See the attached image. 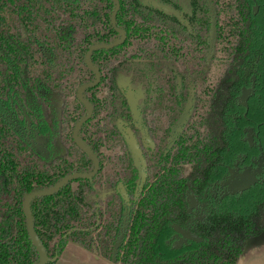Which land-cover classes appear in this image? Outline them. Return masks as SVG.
I'll return each instance as SVG.
<instances>
[{
    "label": "trees",
    "instance_id": "obj_1",
    "mask_svg": "<svg viewBox=\"0 0 264 264\" xmlns=\"http://www.w3.org/2000/svg\"><path fill=\"white\" fill-rule=\"evenodd\" d=\"M152 2L0 0V264L38 262L25 197L74 173L94 174L29 204L46 264L69 242L111 261L126 211L117 264H238L264 235V167L225 195L234 172L264 163V0ZM120 83L138 95L139 122ZM55 94L58 117L45 120L40 105ZM10 100L65 152L36 153L4 111ZM122 129L145 162L137 198Z\"/></svg>",
    "mask_w": 264,
    "mask_h": 264
},
{
    "label": "water",
    "instance_id": "obj_2",
    "mask_svg": "<svg viewBox=\"0 0 264 264\" xmlns=\"http://www.w3.org/2000/svg\"><path fill=\"white\" fill-rule=\"evenodd\" d=\"M146 2V1H145ZM209 10H210V35H209V42L211 45V48H213L214 45V40L216 37V17H215V12L214 9L212 7L211 4L208 5ZM127 87V86H126ZM128 88V87H127ZM83 90V88H80L78 91V96L80 97L81 91ZM129 91H131L128 88ZM132 95L135 94L131 91ZM129 106L131 108L132 114L134 116V119L139 122V113L137 111V106H136V97H134L132 100H130V98L128 97L126 91H125ZM136 95V94H135ZM247 94L243 96V100L245 101V99L247 98ZM190 107H191V100L189 101L188 105L186 106V109L184 111V113L182 114V116L180 117L179 121L177 122L174 130H173V135H172V139L181 131V129L183 128L186 119L189 115L190 112ZM90 115V113H89ZM88 115V116H89ZM84 120H82L81 122H79L75 129H74V134L73 137L74 139L77 141V136H76V132L78 127L81 125V123ZM123 135L126 139V142L129 146V149L132 153V156L135 160V162L137 163V165L139 166V179L137 182V187H136V192H135V197L137 198L139 196V194L141 193L144 183L146 181V167H145V162L144 159L141 155L140 149L135 141V138L133 137V135L130 133V131L128 129H122ZM86 150V149H85ZM87 152L89 154H91L88 150ZM91 156L93 157V155L91 154ZM94 161H95V171L98 168V163L95 160V158L93 157ZM94 171V172H95ZM261 171V163L259 162L258 166L256 167V169H250L247 168L245 169L243 172L239 173L236 175V173L234 172L231 177L229 178V180L225 183V185L227 186L226 194H237L240 192H243L244 190L248 189L253 183L256 182L257 180V175L260 173ZM92 174H83V173H74V174H70L66 177H64L62 180H60L55 186L46 189V190H36L33 191L29 194L26 195L25 200L23 202V207H24V212L26 215V219H27V228H28V233H29V238L32 242V244L34 245L35 249L38 252L39 258H38V262L36 264H46L47 262V256L45 253L44 248L42 247V245L39 243L35 232H34V227H33V221H32V215H31V211H30V207L29 204L31 202V200L35 197H39V196H45V195H49L53 192H55L58 188H60L67 180L70 179H74V178H89L93 175ZM190 197V204H189V209H191L194 205V199L192 196ZM127 223H128V211L125 212V216L123 218V223L122 226L119 230V234L117 236L116 242L113 246V250H112V257H111V261L114 262L118 249L123 241L124 235H125V231L127 228ZM185 233V232H184ZM187 233H185L186 235ZM189 236V235H188ZM187 236V237H188ZM194 238V237H191ZM196 240V238H194Z\"/></svg>",
    "mask_w": 264,
    "mask_h": 264
},
{
    "label": "rangeland",
    "instance_id": "obj_3",
    "mask_svg": "<svg viewBox=\"0 0 264 264\" xmlns=\"http://www.w3.org/2000/svg\"><path fill=\"white\" fill-rule=\"evenodd\" d=\"M145 1L153 3L152 2L153 0H145ZM156 6L160 7L158 3L156 4ZM120 85L124 88L130 100H132L134 97L137 96L135 94L132 95L131 91H129L128 88L123 83H120ZM18 106L22 107V112H25L23 123L19 121V119H21L22 117L18 118V115L16 112L17 104H15L12 100H10L9 104L5 107L4 111L8 114L11 125L15 128L16 131L18 130L17 132L20 134V136H22L23 138H26L25 140L29 143L30 147L36 153L44 155V157L46 158L45 160H49L47 158L50 155H53V156L62 155L65 152V149L60 143L58 137L54 136L50 140L49 137L40 136L37 133V131H32L30 128L32 124L30 122L25 123L26 121H24L26 117L28 118L26 110H25L26 109L25 106L23 104L18 105ZM59 106H60V99H59V96L56 94L53 96L49 107L48 105L42 103L40 105V108L42 110L44 119L49 120V121L51 120V118L56 119L59 113ZM260 240H264V235L254 240L252 244L250 245V247L253 244L257 245ZM92 254H95V253H92Z\"/></svg>",
    "mask_w": 264,
    "mask_h": 264
},
{
    "label": "crops",
    "instance_id": "obj_4",
    "mask_svg": "<svg viewBox=\"0 0 264 264\" xmlns=\"http://www.w3.org/2000/svg\"><path fill=\"white\" fill-rule=\"evenodd\" d=\"M254 245V244H253ZM251 246L245 256L238 264H264V240H260L257 245ZM55 264H117L105 260L96 254L83 249L82 247L68 243L64 247L59 259Z\"/></svg>",
    "mask_w": 264,
    "mask_h": 264
},
{
    "label": "flooded vegetation",
    "instance_id": "obj_5",
    "mask_svg": "<svg viewBox=\"0 0 264 264\" xmlns=\"http://www.w3.org/2000/svg\"><path fill=\"white\" fill-rule=\"evenodd\" d=\"M245 95H246V94H245ZM137 96H138V95H137ZM242 98H243V97H242ZM241 102H242V100H241ZM32 130L34 131L33 128H32ZM17 131H18V130H17ZM52 138H53V137H52ZM25 139H26V138H25ZM41 155H42V154H41ZM43 156H44V155H43ZM48 158H49V157H48ZM49 159H50V158H49ZM260 163H261V162H260ZM258 164H259V163H258ZM257 166H258V165H256V167H257ZM256 167L252 168V170H253V169H256ZM263 167H264V163L262 162V163H261V169H262ZM260 172H261V171H260ZM237 174H238V173H236V175H237ZM259 174H260V173H259ZM259 174H258V175H259ZM258 175H257V176H258ZM144 184H145V183H144ZM226 189H227V186H226ZM69 243H70V242H69ZM67 244H68V243H67ZM73 244H74V243H73ZM173 244H174V245H177V244H178V241L175 240V241L173 242ZM76 245H77V244H76Z\"/></svg>",
    "mask_w": 264,
    "mask_h": 264
}]
</instances>
